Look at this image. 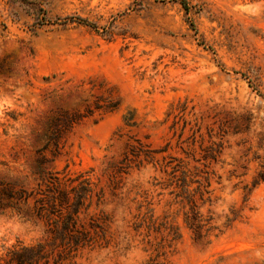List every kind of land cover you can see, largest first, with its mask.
<instances>
[{
    "label": "rangeland",
    "instance_id": "374dc122",
    "mask_svg": "<svg viewBox=\"0 0 264 264\" xmlns=\"http://www.w3.org/2000/svg\"><path fill=\"white\" fill-rule=\"evenodd\" d=\"M73 207L63 264H264V0H0V256Z\"/></svg>",
    "mask_w": 264,
    "mask_h": 264
},
{
    "label": "trees",
    "instance_id": "16d2710c",
    "mask_svg": "<svg viewBox=\"0 0 264 264\" xmlns=\"http://www.w3.org/2000/svg\"><path fill=\"white\" fill-rule=\"evenodd\" d=\"M77 213L78 210L73 207L61 221L48 223L50 241L6 248L0 256V264H63L74 259L79 250L95 241L88 231L78 228ZM185 217L186 224L196 235L206 231L205 220L196 209L192 208L190 215Z\"/></svg>",
    "mask_w": 264,
    "mask_h": 264
}]
</instances>
